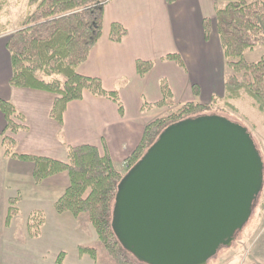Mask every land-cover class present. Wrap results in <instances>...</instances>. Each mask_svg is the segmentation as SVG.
<instances>
[{"label":"crops","instance_id":"crops-1","mask_svg":"<svg viewBox=\"0 0 264 264\" xmlns=\"http://www.w3.org/2000/svg\"><path fill=\"white\" fill-rule=\"evenodd\" d=\"M215 2L110 0L105 8L102 37L87 61L79 66L78 73L101 80L107 92L117 91L123 113L110 99L85 91L82 100L67 105L62 124L51 117L53 94L11 87V56L6 48L7 39L0 37V98L15 106L24 116L27 127L14 136L17 150L21 146V151L16 152L67 162L70 147L90 145L96 147L101 156H109L120 173H127L128 159L140 145L148 125L177 106L187 103L209 105L215 97L225 98L226 66L219 37L206 39L204 31V21L215 18ZM115 23L127 30L121 43L111 40ZM172 54L179 55L183 64L166 58ZM138 61L153 62L154 67L141 76L137 72ZM163 80L170 86L172 107L159 105L163 99ZM194 88L198 90L197 96ZM6 126L5 117L0 112V135L4 134ZM34 169L32 163L7 156L3 143H0V203L6 229L13 228L18 219L15 217L6 223L10 200L28 186L31 202L38 207L35 211L45 215L41 236L52 226L64 234L73 230L81 236V241L71 248H63L60 246L70 245L69 239L33 238L26 234L23 239L15 236L3 239L4 244L16 247L47 244L49 247L41 257L45 260L50 256L51 264H58L60 254H63L62 264H99L97 257L93 259L79 251L84 235L87 242L97 237L89 220L74 217L71 213L59 214L55 209L56 201L70 186L68 173L57 174L36 184ZM32 213L24 222V233Z\"/></svg>","mask_w":264,"mask_h":264},{"label":"trees","instance_id":"trees-1","mask_svg":"<svg viewBox=\"0 0 264 264\" xmlns=\"http://www.w3.org/2000/svg\"><path fill=\"white\" fill-rule=\"evenodd\" d=\"M110 0H28V10L19 22V28L7 38L6 48L11 56L13 75L10 85L17 89L43 91L55 96L51 117L62 124L67 105L80 101L84 92L113 101L120 113L123 104L117 91L107 92L101 80L79 75L84 64L99 43L104 27L105 8ZM8 0H0V14ZM216 29L222 47L226 68L233 71L225 78V98L215 97L211 104L187 103L177 106L167 115L148 125L142 141L128 159L130 170L170 125L201 115L216 114L220 105L232 107L230 101L244 95L253 99L255 107L264 114V55L255 63L245 59V52L257 45L264 46V0H218L215 6ZM0 26V35L4 32ZM206 39L210 35L208 20L204 21ZM127 30L119 23L112 25L111 40L121 43ZM168 60L182 65L177 54ZM153 62H137V72L148 74ZM163 95L160 106H174L167 81L161 82ZM197 96L198 90L194 88ZM0 112L7 126L3 136L6 155L16 160L34 164L33 179L36 184L49 177L67 172L70 186L56 201L57 213H71L74 217L88 214L99 241L115 264H145L127 252L117 239L113 228V208L118 185L124 174L114 166L109 156H101L90 145L70 147L68 161L48 157L20 154L15 151V135L26 129L25 118L15 106L0 98ZM1 136V135H0ZM7 224L19 213L16 200H10ZM30 237H39L45 224V215L35 212L28 219ZM81 254L93 259L97 250L80 246ZM63 254L58 258L62 264Z\"/></svg>","mask_w":264,"mask_h":264},{"label":"water","instance_id":"water-1","mask_svg":"<svg viewBox=\"0 0 264 264\" xmlns=\"http://www.w3.org/2000/svg\"><path fill=\"white\" fill-rule=\"evenodd\" d=\"M264 162L246 128L221 115L168 126L123 176L112 228L145 264H208L253 212Z\"/></svg>","mask_w":264,"mask_h":264},{"label":"rangeland","instance_id":"rangeland-1","mask_svg":"<svg viewBox=\"0 0 264 264\" xmlns=\"http://www.w3.org/2000/svg\"><path fill=\"white\" fill-rule=\"evenodd\" d=\"M217 3L218 0H216L215 4ZM27 5L28 0H8L4 10L0 14V26H3L5 29L0 35L1 38L7 39L19 28V22L28 10ZM208 22L210 26L209 37H217L216 18L210 19ZM263 55L264 46L259 44L253 49H249L245 52V59L250 63H255L260 61ZM232 73V70L226 68V76ZM230 104L232 107L222 103L220 105L222 110L218 113V115L224 116L229 121L239 124L248 130L264 162V114H262L255 107L253 99L248 95H244L240 100L230 101ZM156 110H158L157 112L162 111L161 109ZM1 136L0 143H3L4 134ZM17 147L18 146L15 147V151H21V146L18 150ZM9 185H12L10 180ZM30 191L31 189L28 186H24L23 190H21L18 193V196L15 197L17 204L16 207L19 208V213L16 216L18 219L15 222V225L10 230L6 229L5 227L3 207L0 203V264H16L17 262L18 264H51L49 258L50 256L45 260H43V257H41V254L44 252V250L48 249L49 247L47 244L39 246L35 245V243L27 245L25 244L23 247H16L13 244L6 245L3 242V239L9 238L11 236H15L17 239H23V237L26 238L27 235H29V220L27 221L25 233L23 229L24 222L30 213H35L37 212L35 210L38 209V207H34L31 202L32 197ZM80 216L89 220L88 214H81ZM80 223L81 225L83 224L82 220ZM42 232L43 231H41V233ZM95 234H97L96 231ZM39 237H42L43 239L51 237L56 240L69 239L70 245L60 246L63 248H71L75 245V243L81 241V236L75 234L73 230H71L70 233L64 234L52 226H49L47 231H45L42 236L40 234ZM44 241L45 240L41 242ZM81 243L82 246L91 247L97 250V260L99 264H106L109 262L115 264L107 253L103 244L99 241L98 236L87 242L84 235L83 242ZM17 254L18 256L16 257ZM57 263L59 264L58 260ZM208 264H264V183L260 195L254 202L252 216L244 229L236 235L231 246L225 247L223 249L221 248L218 251L217 256L210 260Z\"/></svg>","mask_w":264,"mask_h":264}]
</instances>
